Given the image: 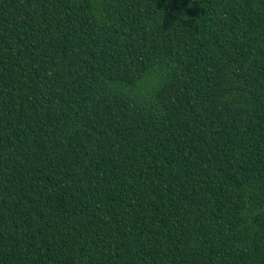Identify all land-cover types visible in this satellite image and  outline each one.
I'll list each match as a JSON object with an SVG mask.
<instances>
[{
	"label": "trees",
	"instance_id": "16d2710c",
	"mask_svg": "<svg viewBox=\"0 0 264 264\" xmlns=\"http://www.w3.org/2000/svg\"><path fill=\"white\" fill-rule=\"evenodd\" d=\"M0 264H264V0H0Z\"/></svg>",
	"mask_w": 264,
	"mask_h": 264
},
{
	"label": "clouds",
	"instance_id": "9594fccd",
	"mask_svg": "<svg viewBox=\"0 0 264 264\" xmlns=\"http://www.w3.org/2000/svg\"><path fill=\"white\" fill-rule=\"evenodd\" d=\"M122 95H124V94L122 93ZM128 98L133 99V97L131 95H129ZM133 102H135V100H133Z\"/></svg>",
	"mask_w": 264,
	"mask_h": 264
}]
</instances>
